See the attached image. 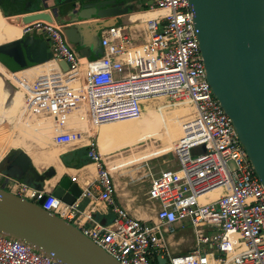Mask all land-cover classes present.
<instances>
[{
  "label": "built area",
  "instance_id": "built-area-1",
  "mask_svg": "<svg viewBox=\"0 0 264 264\" xmlns=\"http://www.w3.org/2000/svg\"><path fill=\"white\" fill-rule=\"evenodd\" d=\"M148 10L156 15L144 22L147 38L137 41L126 25L107 23L100 32V53L92 57L81 55L69 41L64 23L38 19L23 24L22 34L39 30L47 35L52 56L39 63L45 68L38 74L11 70L24 93L20 121L49 127L56 144L86 148L97 176L89 186L79 185L80 197H89L88 205L96 198L111 208L112 220H95L78 198L66 203L52 189L15 180L13 191L42 200L43 208L79 225L122 264H264V183L207 78L190 2L154 0ZM150 107L164 118L158 132L109 151L101 148L103 125L141 120ZM82 122L101 127L94 132ZM172 126L180 134L171 140L166 132ZM132 135L111 138L107 147ZM171 153H177V164L167 159L164 167L147 173L153 223L115 203L114 173L149 166L153 158ZM70 177L78 183L76 174ZM82 217L92 222H79ZM187 223L196 247L175 254L165 235ZM0 264L65 263L0 232Z\"/></svg>",
  "mask_w": 264,
  "mask_h": 264
},
{
  "label": "water",
  "instance_id": "water-1",
  "mask_svg": "<svg viewBox=\"0 0 264 264\" xmlns=\"http://www.w3.org/2000/svg\"><path fill=\"white\" fill-rule=\"evenodd\" d=\"M189 2L207 78L224 110L233 118L239 138L264 183V0ZM133 8L132 3L116 4L114 0L74 2L68 11L71 22L65 27L67 37L75 44L74 35L79 25L93 17L129 13ZM60 10L61 7L53 6L52 10L16 14L10 19L22 24L38 19L53 22L55 17H60ZM10 48L15 60L12 70L43 63L52 56L49 39L34 32L24 34ZM86 53L80 51L81 55ZM61 64L67 68L65 61ZM7 169L17 175V180L29 173L36 179L40 173L24 149L15 152ZM50 170L55 172L54 168ZM36 188L42 189L41 186ZM82 191L68 174L52 188L56 196L69 204L75 202ZM41 202L0 186V232L22 239L65 264H122L76 224L43 208ZM158 260L167 262L161 257Z\"/></svg>",
  "mask_w": 264,
  "mask_h": 264
},
{
  "label": "crops",
  "instance_id": "crops-1",
  "mask_svg": "<svg viewBox=\"0 0 264 264\" xmlns=\"http://www.w3.org/2000/svg\"><path fill=\"white\" fill-rule=\"evenodd\" d=\"M54 1L55 0H33L32 1V6L31 7H26L22 9H16V10H8L5 7L3 9L7 12L10 13V15L4 16L2 8H0V17H1V25L4 28V31L8 34L6 36H10L8 40H10V47L20 37H22L24 34H20V28L23 26L22 23H16L10 21V16L16 15V14H23L27 12H32L35 10H52V7L54 6ZM57 1V0H56ZM64 1V0H63ZM124 4L132 3L133 0H119ZM137 2V6L128 13L122 14V19L116 18V22L118 24H124L126 25V32L129 34H132V36L137 40V41H143L145 38L148 37V34L145 29V20L146 18L153 16L155 12L149 11L148 8L144 9L143 6H148L149 4H141L143 0H134ZM60 2V1H59ZM58 2V3H59ZM66 2V1H65ZM1 4V3H0ZM60 4H63L60 2ZM69 7L62 9L59 11L61 13L60 17L56 18L55 21L57 23H64L67 24L68 22H71L70 15L68 14ZM133 12V13H132ZM3 13V14H2ZM93 19H102V18H96L93 17ZM137 22V23H136ZM102 28V27H101ZM100 28V32H101ZM19 32V33H18ZM37 35H40L44 39H47V35L44 34L43 32L39 30H33ZM18 33V34H17ZM31 33V32H30ZM101 35V34H100ZM19 36V37H18ZM18 37V38H17ZM5 40V41H8ZM70 41V40H69ZM4 42V41H3ZM1 43V42H0ZM72 43V42H71ZM73 44V43H72ZM75 48L79 51L77 46L73 44ZM95 50L92 52H89L88 57H92L96 55ZM1 62V61H0ZM1 64L5 66L2 62ZM7 67V66H6ZM39 67V64H32L29 65L28 67L22 69L23 73L30 74L32 71L37 69ZM2 73L4 80L8 81L13 87H15L9 80L8 76L0 69V74ZM9 79V80H8ZM5 82V81H4ZM0 119H3L6 123H11L8 117L12 116L15 111L17 110V106L21 101V97L12 105L11 108L6 107V101L3 98V92L5 90V85H2L0 87ZM17 90V88L15 87ZM18 91V90H17ZM19 92V91H18ZM117 123V122H116ZM125 123V122H122ZM115 123H110V124H105V125H111ZM103 125L102 128L99 131V134L102 133L103 131H106V126ZM126 125V123H125ZM114 128H117L115 131L116 136L117 134L120 135L121 129H119V126H114ZM124 130V129H123ZM127 134L130 133V129L126 128L125 129ZM123 135V134H122ZM140 135V132L138 136ZM138 136L136 138H131L128 139L127 143H135L138 139ZM118 137V136H117ZM106 140V139H104ZM104 140L103 142V149H104ZM55 144V145H54ZM54 145V146H53ZM58 145V146H57ZM52 146V147H51ZM65 146V147H64ZM47 148V149H46ZM51 148V149H50ZM13 150V149H11ZM6 151L3 156L0 158V186L6 189H16L17 185H15V188H13L14 181L17 180V175H14L11 171L7 169L6 164V156L8 155L9 152ZM25 150V149H24ZM49 150V151H47ZM29 155L32 158V162L34 167L38 170V172H41L48 167H52L55 169L54 173H51L48 175L43 183H35V178L32 177L30 179L29 185L33 187H38L41 186L42 188H47V189H52L60 179L62 178L63 175L68 174H76L78 177V183L81 186H89V183L93 181L96 176H97V167L96 164L89 159V157L86 154V148L85 147H79V148H72L69 145H59L54 143V141H50L49 144H46L43 147H40V149H35L33 152L26 150ZM57 152L58 156L60 158L61 164L63 165L62 170L56 166L54 163H44V164H38V160L42 159L45 161L47 159L48 154L51 152ZM85 151V152H84ZM46 155V156H45ZM62 156H65L66 159L69 162L76 163L74 165H66L65 162L62 159ZM36 157L39 159L36 160ZM6 164V165H5ZM30 175L27 174V176ZM138 177L135 175L133 172L128 171V172H120L118 174H115L114 176V182H115V191L113 192V197L115 200V203L126 207L133 215L143 218L147 220L149 223H153V221L156 219L155 211H154V206L151 201L147 198V190L149 187L150 179L149 178H142L140 181L143 182V187L144 189L140 190L138 187ZM52 181H50V180ZM51 182V184H50ZM96 192L97 190L94 189ZM96 192H94L96 194ZM80 200V205L81 208H86V210H93L92 216L95 220L101 221V222H109L112 220L114 216V211L111 208H106L105 206L102 205L99 201H97L96 198L93 199V202L88 205V202H90L89 197L82 196L78 198ZM73 221V220H72ZM79 222H87L88 224L91 223L92 221H86L85 217H82L81 221ZM86 223V224H87ZM79 226V225H77ZM176 237H178L176 239ZM166 239V244L170 248V250L173 253H181V252H189L192 251L196 247V240H195V235L193 231V227L191 224L187 223L184 225L176 224L175 229L173 232L166 234L165 235ZM216 256H219V253H216Z\"/></svg>",
  "mask_w": 264,
  "mask_h": 264
},
{
  "label": "bare ground",
  "instance_id": "bare-ground-1",
  "mask_svg": "<svg viewBox=\"0 0 264 264\" xmlns=\"http://www.w3.org/2000/svg\"><path fill=\"white\" fill-rule=\"evenodd\" d=\"M3 14V13H2ZM4 15V14H3ZM156 15V12L155 14ZM153 15V16H154ZM5 16V15H4ZM120 16V15H118ZM116 15H109L106 18H102V19H93L88 21L87 23H83L81 25L78 26L76 33L74 35V41L75 44L77 46V48L79 49V52L81 50H85L87 53L84 55H87L89 52H92L93 50L97 51L96 55L100 53V45H99V38H100V28L104 25H106L107 23L110 22H116V18L118 17ZM11 21V19H10ZM1 17H0V61L7 67H14L15 65V60L12 56V52H11V48H10V40H8L10 38V36H6L8 34V32L6 33V31H4V28L1 25ZM23 28V26H21ZM22 28H20V34L19 36L22 34ZM19 33V32H18ZM17 33V34H18ZM18 36V37H19ZM17 37V38H18ZM8 40V41H5ZM4 41V42H3ZM0 62V69L7 75L4 66L1 64ZM43 67V66H42ZM39 68V67H38ZM12 69V68H10ZM27 69V68H26ZM41 71V70H40ZM33 72V71H32ZM39 72V71H38ZM26 74V73H25ZM36 74V73H35ZM8 76V75H7ZM2 78V75L0 74V79ZM9 78V77H8ZM17 80L20 81L19 78L14 77V75H12V72H10V82L17 88L18 82ZM5 84V90L3 92V98L5 99V103H6V107L7 108H11L12 105L20 98L22 97L23 93L20 91L18 92L15 87H13L8 81L4 82ZM152 108L150 107V110H148V112L145 114V116L138 121L135 120H129V121H124L126 123V125L128 127H134L137 128L138 130L136 131V134L138 136L139 132L140 135L138 136V139L147 137L149 134L158 132L160 129V127L163 125L164 122V118L162 113L156 112V111H152ZM19 116V115H17ZM17 120V119H16ZM15 120V121H16ZM14 122V121H13ZM16 123V122H15ZM86 123V122H85ZM110 124V123H109ZM43 126V125H42ZM39 126V127H35V135L30 132L27 131L30 134L33 135L34 138H36L39 141H44L45 140V136L43 137V135H47V136H52V132L49 129V127L47 126ZM11 127V123H6L3 119H0V142H4L3 139L5 140V138L7 136H9L8 134L10 133ZM84 127V126H83ZM34 128V127H33ZM93 129V128H92ZM12 130V129H11ZM18 131V129H17ZM39 131V132H38ZM19 132V131H18ZM21 132V131H20ZM132 132V130L130 131ZM169 132V133H168ZM167 135L170 137V139H174L175 137H177L180 134V128H178L177 126H172L169 130H168ZM12 134V133H11ZM135 135V133H134ZM134 135L127 137L128 139L134 138ZM105 132L103 131L102 133L99 134V143L101 144V148L103 149V142L102 140L105 139ZM136 136V137H137ZM24 137V135H23ZM22 137V138H23ZM28 137V136H27ZM135 137V138H136ZM174 137V138H172ZM17 138V137H16ZM19 138V137H18ZM11 138L8 137V141ZM50 139V138H49ZM16 140V139H15ZM19 140V139H18ZM53 141V140H52ZM11 142V141H9ZM173 142V141H172ZM32 143V142H31ZM1 144V143H0ZM8 144V142H7ZM10 144V143H9ZM15 144V143H14ZM20 144V143H19ZM17 145V143H16ZM55 145V144H54ZM53 145V146H54ZM7 146V145H6ZM58 146V145H57ZM154 146V145H153ZM52 147V146H51ZM65 147V146H64ZM31 148V147H30ZM32 148H34L32 146ZM31 148V150H32ZM47 149V148H46ZM51 149V148H50ZM18 150V148H14L13 150H11V152L8 153V155L6 156V164H8V162L11 160V158L14 156L15 152ZM7 150H2L0 151V158L3 156V154L6 152ZM49 151V150H47ZM51 152V151H50ZM30 153V152H29ZM46 156V155H45ZM39 158L36 157V160H38ZM38 164H44V163H54L56 164V166L58 168H60V170H62L63 165L61 164L60 158L58 156L57 152H51L50 154H48L47 159L45 161H43L42 159L37 161ZM5 164V165H6ZM52 167H48L47 169L41 171L39 173V175L37 176L35 183L39 182V183H43L46 179V177L48 175H50L51 173V169ZM50 180V179H49ZM51 181V180H50ZM52 182V181H51ZM50 182V184H51Z\"/></svg>",
  "mask_w": 264,
  "mask_h": 264
},
{
  "label": "rangeland",
  "instance_id": "rangeland-1",
  "mask_svg": "<svg viewBox=\"0 0 264 264\" xmlns=\"http://www.w3.org/2000/svg\"><path fill=\"white\" fill-rule=\"evenodd\" d=\"M32 1L33 0H0V3H1V6L5 7L8 10H10V9L11 10H16V9H22V8H26V7H31L32 6ZM153 1L154 0H143V2L141 4H143L144 2H145V4H150ZM54 6L55 7L56 6L62 7L61 5L59 6V3H55ZM8 18H10V17H8ZM120 18H122V16ZM110 23H117V22H110ZM99 40H100V38H99ZM10 68L11 67L4 66V69H5L8 77H9V79H10V72L12 70ZM42 68H45V67L44 66L43 67L40 66L39 68L35 69L32 72V74L33 75H35V73L38 74L40 72V70H42ZM20 74L22 75V73H20ZM17 90L19 92L21 91L23 93L22 89L19 86H17ZM22 95L23 96L21 97V101H20V103L17 106V110L15 111V113L12 116L8 117L9 120L11 121V127H10V130H9L10 133L8 134L9 136H7L5 138V140L3 139L4 142H0L1 143L0 144V151H2V150L5 149L8 152L11 149L18 148V149H25V150H28V151L33 152V150L40 149V147H43L46 144H49L50 141L53 140L50 135L49 136L43 135V137L45 136V140L43 142L37 140L36 138H34L32 134L29 135V133L27 131L32 132L34 135H35L36 131H35V128L27 127V125L25 123L21 122L20 119H19L20 118L21 109H22V105H23L24 93ZM148 110H150V108ZM151 110L152 111H155L153 108ZM146 113H147V111L145 112V114ZM17 115H19V116H17ZM83 126H84V128H89V129H91V131L93 130L94 132L97 131L98 129H100V127H101V126L100 127L98 126V127H95L94 129H92L91 128V125L88 122H86V123L85 122H82V126L81 127H83ZM114 126H119L120 127L119 129H121V128L122 129L129 128L130 130H132V132H130V133H135L134 138L137 136V134H136V131L138 130L137 128H135V130H134V127H128L127 125H125V123H115V124H111L109 127H113L114 128ZM17 129H18L19 132L17 131ZM122 129H121L120 135L127 134ZM23 135H24V137H23ZM120 135L117 134V136H120ZM8 137L11 138L9 140L11 142L8 141ZM127 141H128V138H125L124 140H122V142H127ZM7 142H8V144H7ZM16 143H17V145H16ZM32 146L34 148H32ZM30 147L32 148V150H31ZM167 159L168 160H174L176 164L179 162V158H178L177 153H171V154L166 155L165 157L159 156V157L153 158L152 160H150L149 166L148 165H143V166H138V167H133V166L130 167L129 166L127 168H124L122 170L117 171L116 173H114V175L115 174H118L120 172H125V173L128 172V171L133 172L135 175L139 176L138 177V180H139L138 187H139L140 190H142V189H144V187H143V182L140 181V180L143 177L144 178H149V175H147V173H149V171L156 172L161 167H164L166 165V163H167ZM1 233H3V232H1ZM3 234L4 235H8V234H5V233H3ZM8 236H10V235H8ZM177 238L178 237H176V239Z\"/></svg>",
  "mask_w": 264,
  "mask_h": 264
},
{
  "label": "trees",
  "instance_id": "trees-1",
  "mask_svg": "<svg viewBox=\"0 0 264 264\" xmlns=\"http://www.w3.org/2000/svg\"><path fill=\"white\" fill-rule=\"evenodd\" d=\"M0 8H2V11H3V13H4V15L5 16H7V15H10V13H7L4 9H3V7L1 6V4H0ZM144 9H147L148 8V6H144L143 7ZM134 9V8H133ZM2 79V78H1ZM4 81H6V80H4ZM106 126V131H105V134H106V136H105V139L106 140H104L105 142V144H104V150L105 151H109V150H111V149H113V148H115V147H120L121 145H124V144H126V142H122V141H119V142H117V143H112L113 145L112 146H110V147H107V142H108V140H110L111 138H117V136H116V133H115V131L117 130V128H113V127H109L110 125H105ZM122 129V128H121ZM123 130V129H122ZM124 132H126V130L124 129L123 130ZM127 133V132H126ZM85 152V151H84ZM62 159H63V161L65 162V164L66 165H74V164H76V163H73V162H69L67 159H66V157L65 156H62ZM32 178V175L30 174V175H28V176H26L25 178H21V181H24V182H26L27 184H29V182H30V179Z\"/></svg>",
  "mask_w": 264,
  "mask_h": 264
},
{
  "label": "flooded vegetation",
  "instance_id": "flooded-vegetation-1",
  "mask_svg": "<svg viewBox=\"0 0 264 264\" xmlns=\"http://www.w3.org/2000/svg\"><path fill=\"white\" fill-rule=\"evenodd\" d=\"M61 2V3H63V4H61L62 5V7H61V9H62V11H64V9H66V8H68L69 7V9H71V4H73L74 2H78V1H80V0H55L54 1V3H58V2ZM66 1V2H65ZM82 1V0H81ZM88 2H90V1H92V2H98V1H102V0H87ZM59 2V3H60ZM114 3H116V4H120V3H122L121 1H119V0H114ZM132 4H133V7L135 8V6H137V2L136 1H134L133 0V2H132ZM53 8V7H52ZM133 13V12H132ZM129 14V13H128ZM121 16H123V15H120V16H118L117 18H120ZM122 19V18H121ZM1 75H2V73H1ZM2 85H5L4 84V77H3V75H2V79H0V87H2ZM0 89H2V88H0Z\"/></svg>",
  "mask_w": 264,
  "mask_h": 264
}]
</instances>
